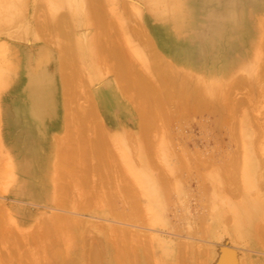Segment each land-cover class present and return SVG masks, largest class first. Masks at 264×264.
Returning a JSON list of instances; mask_svg holds the SVG:
<instances>
[{
    "label": "bare ground",
    "instance_id": "bare-ground-1",
    "mask_svg": "<svg viewBox=\"0 0 264 264\" xmlns=\"http://www.w3.org/2000/svg\"><path fill=\"white\" fill-rule=\"evenodd\" d=\"M26 1H28V0H0V28H1L0 31H2V32H0V98H1L0 103H1V110L3 111L4 114L6 113L8 115L7 118L5 119L6 121H4V122H6V124L8 126L10 125V127L12 129L11 133H13L12 137L6 143H4V150L9 155L11 154L10 159L12 160V162H11V165L9 166L10 167L9 172H8V170H5V169L0 170L1 171L0 172L1 178H2L3 173H4L3 175L5 176L4 171H7V174L9 177L13 176V173L15 171L14 170L12 171V168L16 169V167L18 166V170H22V173L25 176L20 181H18L17 178H14V180H16V182H18L19 184L22 183L21 186L19 185L18 187H22V188H25L26 190H28L30 192L29 193L30 196L32 198H35V199L37 198L39 200H42L44 197L46 199H48L50 197L47 194V190L49 187L44 182V180H45L44 176H46L48 171H50V169H52V168H50L51 166L53 167L54 165H60V164L54 163L53 151L51 152V147H50L47 139H48L49 129H51L52 126H54V124H55L53 121H51V118L53 116L59 114V113L63 116L62 122H64V123L62 124L63 125L62 128L68 134V136H66L67 139L65 137H63L64 139L61 138V140H63V142L65 141L64 145H66V142H67L68 146H66V149L68 147V149H67L68 151H70L69 149H71L72 146L74 145V149L72 148V151H74V152L72 153V151H70V154L67 155V153H66L67 150H65L66 152L64 155H60V153L59 154L55 153L54 156L59 155L60 157L62 156L64 159L68 158V160L72 163H75L76 166H77V164H80V165L84 164V163L86 164V162H85L87 160L86 157L88 158L89 156H91L90 151H92V150L84 148V145H83L84 139H82V138H75L74 139L73 138L74 139L73 140L72 137L69 138V136H70L69 133L71 132L70 125L73 127L74 125H72V124L76 123L73 121V119L71 120V122L69 120V115L71 114V111L76 113L77 118L79 120L81 119L80 122L83 123V125H85L84 122H87L88 119H91L90 116L100 115L103 119L102 121L106 122L107 127H109L110 129L113 127L119 128V129L114 128L116 130L112 129L113 131H115V133L122 132L120 130V127H122V125H130V126L138 125L139 129L141 130V131L140 130L139 131L143 133L142 134L143 136L140 139H143L145 141L144 143L148 142V144H150L149 146L148 145H145V146H146V149L148 147L147 150L150 149L151 151L155 150L152 147V145L154 146L153 142L156 141L155 144L157 146H158L157 141H158V143L160 142V140H159L160 138L158 137V135L155 132L161 130V127L165 128V131H166V128L168 127L167 124H169V121L171 120V118L173 120V123L175 122L176 119L178 120V122H180L181 119H184L185 114L187 112H189L190 109L195 110L197 112L205 111L207 113H215L216 117L213 118L215 120V122L212 119L214 124L216 126H218L219 128L220 127L227 128V130H228L227 133H229L228 134L229 139H232L233 140L232 142H237V145L240 143L244 150L242 148H237L238 151H240V150L243 151V157H241L240 161L239 160L234 161L235 159L238 158V157H235L234 160L230 159V161H229L230 166L227 165V164H229L228 162L226 163V165L224 164L225 162L223 163V166L225 165V168H222L221 171H225L224 178H221L223 175H221V177H219L220 174H223L222 172H220V174L218 176L220 178V180H218L219 178L217 176H215V178H213V180L214 179L215 180L212 181V185L215 184L213 182H216V180H218L216 182L217 186H214V188L212 185H209V186H212V188H213V190L211 188L212 192H210V193L212 195L214 194V196L210 195V193L207 194L208 196L206 195V192L210 191V188H209L208 191L204 190L205 195H204V191H202L203 197L205 198L203 200H207V198H212V200L217 201L218 199L216 197H218V195L220 194V196H222V197H219V198H221V200L223 198L224 201L222 200V202H221V200H219L221 202V204L218 203L219 201L217 202V204L214 201L216 204V207H218L217 205H221L220 206L221 209H223V208L229 209L230 212L232 213L231 214L229 212L231 217H234L235 218L234 220H236V222L239 221L236 224V226L238 227L237 230L240 233L252 230L254 232V236L256 238V243L264 246V192H263L264 189H261V185L264 182V178H263L264 172L260 173V171L264 169V168H262V169L260 168L261 165H264V153H263L264 148L261 149V150H263L261 153L262 155H259L260 149L258 150V148L260 146L258 147V145L256 143V142L259 143L261 141V139L263 141L264 117L262 119V116H264V115L260 116V115L256 114V116H255V115H253L254 112L251 114L249 113L250 111H253V109H254L253 107H255L256 109L258 108L255 106L256 104L254 105V103L258 100L260 101L261 99H263L262 97L264 96V92H263V90H264V58L262 56V54L264 52V0H224V2H221V4L218 3L219 9L217 11L215 9H213V6H212L215 3H217L215 0H145V5H144L145 9H143V11L145 10V12H143L144 16H145V21H148L150 23L151 22L156 23V25L160 27L159 30L152 32L151 35L144 37V35H145L144 32L147 30L145 27H143L144 25H142V22L140 21V19L136 20L138 22L139 21L141 22L140 24H141V27H143V28H142V30H138V34H136L137 31H136V33L134 32L133 34L134 35L136 34V36H135V38H136L139 36V33L141 32L140 36L143 35V38L146 39L144 42V45H146V46L144 48L143 43L141 45L140 42L135 43V44H140L141 46L140 45H138V46H140L141 49L143 48L145 50L143 52L148 53L146 48H149L151 53L150 54L148 53L146 57H144L145 53L143 55L142 51H140V49L137 47V45L133 44V42L129 39L128 35L124 34L125 28H123V27H126L127 26L126 24L129 23L128 19L131 18L130 16H132L130 13L133 12L132 14H134L135 13L134 11L137 9L138 5L135 6L136 9L134 7V11H132L133 10L132 7L136 4H133V3L128 4V2L126 0L127 4L131 6V7L129 6L131 10L128 9L130 11V13L127 16V18H126V16L124 18V15L127 14L128 10H127V12L125 11V14L123 15L122 18L127 20V23L124 24L125 21H123V23H122V20H124V19L121 18L120 21H118L119 18L121 17V15L119 14L120 10L117 7L118 5L116 7L119 11L116 10V11L112 12L113 8H114V10L116 8V7H112V6L116 2L118 4V1H116L114 3L115 0L114 1L108 0V1H110L111 4L113 3L110 10L108 7L109 5L107 6L106 4L105 5L107 6V9H105L106 6H104V4H102L104 1H101L102 2L101 5L104 6V8H103L102 6H99L100 2H98V0H53L54 2L51 0L49 2H53V4H52L53 9H54L53 11L56 10V12L58 11L57 8H59L60 6L67 5L66 9H65V13L63 11L62 17L58 16V14H57L58 18L61 17L60 18L61 20L65 16V14L67 13L68 9L69 10L72 9L71 11L73 13H75L74 14L75 16L78 15L77 18L75 16H74V18L71 17L73 20H75L74 22H77L76 19H78V17H80V19L83 20L84 22H85V20H88V19L92 20L91 18H94L95 15L92 16V15H90L89 12L94 11V13L97 15L96 16V19H97L96 25L98 24V22L100 23V27H101V30L103 31V35H105V39H108V38H106V34L107 35L112 34L110 36L111 39L109 38L110 39L109 41L108 40L104 41L102 39V37H100V40H102V42H100V43L103 47H105L104 51H105V49L108 48L107 49L108 55H104V56L101 55L100 56L99 54H101V53L98 51L96 52V50L94 49V47L96 48V45H97L96 42H97V39L99 38V35L96 33L97 31L94 32V30H93V33H96V34L91 33L92 35H85V34L82 36L70 35V32L72 31V29L75 28L73 25L74 23L71 22V24L68 23L70 25L71 30L65 29L66 27H64L63 28L64 32H61L62 33V35H61V33H59V31H58V30H61V28L59 26H57V24L59 25L61 23H58V21H55V20H57V18L54 20L53 19L54 14L51 13L49 17L51 19V15H52V19L50 21L49 20L48 21L57 23V24L55 23V26L53 24V26L55 27V28L53 27V29H55L57 31V33H55V30L52 33V30H50V28L48 27V26H50L51 23L48 24L47 20H43L41 22L42 18H44V17L41 18L38 15L39 12L44 13V10H45V7H42L43 5L40 3L42 6L41 7L38 6V7L40 9L42 8V11L40 9H39L40 11L36 10L34 8L36 5L33 8L36 11H38V14H35V15L36 16L38 15L41 18L40 22H41V25L42 24L43 25L41 26V28H39L40 23L39 24L37 23L39 26L35 23V25H36L35 30L41 29V31H42L44 24L46 23L47 26H46V24H45V26L49 30L47 29L45 31L46 27H44V29H43L44 31L41 33L43 36L46 35L47 38H51V40H53L52 37H55V36L48 37L47 33H48V31H50L51 32V33L49 32L50 35L51 34H55V35L57 34V36H58V34H59V36L61 35L65 38L68 35L67 37L71 38V41L75 40V42L73 41L74 43L72 44V42L67 38L66 40L69 41V43H68L69 45H68L67 44L68 41L66 42V40H63L62 37L59 38V36H58V39L61 40V41L58 40L60 42L59 46L57 44L58 41H57V43L55 42L54 44H56L57 47H61V48H57L59 50H57V52L55 51L56 52L55 53L51 50V48L49 46H47L48 43L50 44L51 40L49 41V39L47 40V38L45 37L44 40L49 41V42L45 41L46 43H44V44H46V45L40 46V48H36V49H40L38 52L36 51V49L26 51L25 53L27 54V56L24 58V53H22V51H20L18 49V47L9 44L7 42V40L6 41L4 40V38H6L5 33H7V35H10V37L13 36L14 38L15 37L21 38L23 36V38H24V35L21 32L22 30H20L18 28L19 26H15L13 19L15 20L16 17H19L21 15V11L24 12L23 11L24 9L22 10V7L25 8L24 7L25 4H27L29 2L28 1L26 3ZM42 2H44V1H42ZM49 2H48V4H49ZM124 2H125V0H123V4H124ZM129 2H130V0H129ZM33 4H34V2H33ZM35 4H37V3H35ZM131 4H133V5H131ZM49 5H51V4H49ZM139 6H141V5H139ZM33 8H31V9L33 10ZM47 8H48V6H47ZM98 8H103L102 11L104 10V12H102V11L100 12V10ZM119 8H121V7H119ZM122 8H123V6H122ZM124 8L122 9L123 13H124V10H126V8L125 9ZM14 10H16V13L14 12ZM105 10H109V12L111 11L112 13L111 12L110 13L112 15L114 14L113 15L114 18L112 17V15H111V17L113 19L117 20V25L119 24L121 26V30L123 29L124 33L119 32V31H118V33H116L117 29H116V31L114 30L113 32H112V30L106 31L107 29H105V27L107 28V26L105 25L104 22H106L107 20L105 21V19H102L104 17L103 14H105L108 17L107 13H105ZM71 11L70 12L68 11V14L70 13L73 15V13ZM138 11H141V10H139V8H138ZM13 12L15 15L17 14L16 17L14 16ZM29 12H30V10H29ZM29 12H27V13H29ZM109 12H108V14H109ZM27 13H25V14H27ZM32 13H33V11H32ZM139 13H141V12H139ZM47 14L49 15V12H47ZM32 15L30 17H32ZM61 15H62V13H61ZM23 16H24V14H23ZM38 16H37V18L35 17V19H38ZM67 16H69V15L66 14V19L68 20V18H70V16L69 17H67ZM81 16H83V18H85V20L83 18H81ZM115 16H117L118 18L117 17L115 18ZM49 17H47V18H49ZM86 17L87 18L89 17V18L87 19ZM111 17L109 16V19H108L109 22L107 21L108 23L114 22V20ZM134 17H135V14L133 15L132 18L134 19ZM136 17L138 18L137 15H136ZM104 18H106V17H104ZM110 18L112 19L111 21H110ZM132 18L129 20L131 21ZM35 19H33V20H35ZM60 19H58V20H60ZM30 20H31V18H30ZM52 20H54V21H52ZM73 20H69V22L73 21ZM81 20L78 22L79 24L81 23ZM90 20L87 21L88 24L91 23ZM19 21H20V19H19ZM64 21H63V23H65L64 26H66L68 21H66V20H64ZM136 21L134 20V23ZM87 22H85L86 24L84 23L83 25H85V26L88 25ZM138 22H136V23H138ZM11 23H13V24H11ZM18 23H21V21ZM108 23H107V25H108ZM120 23H122L124 26ZM28 24H29V22H28ZM102 24L105 26L102 27ZM8 25L10 26V28L17 27L20 30L19 33L22 34V36L17 31L12 32L13 29H11V31L8 30V28H7ZM18 25H20V24H18ZM71 25H73V27H71ZM76 25H77V23H76ZM80 25L78 27H80ZM91 25H92V23H91ZM115 25H116V23H115ZM131 25L133 26L132 23H131ZM137 25H139V23ZM22 26H23V24H22ZM60 26L62 27V24ZM98 26H96V27L98 28ZM132 26L129 28H132ZM206 26L208 27V29L210 31L209 39L207 41H199V40H201L202 29ZM58 27L60 29H57ZM86 27H89V25ZM86 27L82 26V28H86ZM141 27L139 29H141ZM24 28H25V26L23 27V29ZM103 28H104V30H103ZM126 29H125V31H126ZM4 30H5V32H3ZM33 30H34V28L31 31H33ZM66 30L67 31L70 30V32L69 31L67 32V35H66ZM7 31H9V32H7ZM25 31L23 33H25ZM87 31L88 30H86V31L84 30L83 33L87 32ZM44 32L46 34H44ZM74 32L75 31H73V33ZM63 33H65V34L63 35ZM73 33L71 32V34H73ZM128 34L130 35L131 33H128ZM133 34H132V37L134 38ZM164 34H170L173 37V39L177 38L179 48L175 52V54H177V55L175 56L176 59H174V60L183 62L184 65L186 66L187 72L184 70L182 72L180 71V73L178 71L172 72L173 68H174L173 67L174 64H172L173 66L171 67V62L168 63L169 60H167V59L165 60L164 57L157 52L156 47H160V49H163V50L166 49V47L167 48L170 47L167 45V41L165 42V40H164ZM16 38H15V40H16ZM14 41H12V42H14ZM94 41H95V43H94ZM153 41H154V43H153ZM23 42H25V40ZM53 42H54V40H53ZM106 42H108V45L104 44ZM135 42H136V40H135ZM52 43L50 45H54ZM61 43L62 44L64 43V44L61 45ZM16 44H17V42H16ZM70 44H72L75 47L72 46V48H70V46H71ZM154 44L156 47L154 46ZM123 47H127L129 52L124 50ZM170 49H173V48H170ZM168 51L166 54H168ZM219 52H222V55L218 58V61H216V60L211 61L210 55H213L214 53H219ZM237 52H242V53H241V55H237ZM187 55H190V57H191L190 60L186 59L185 56H187ZM237 56H238V59H237ZM147 57L150 58L149 61H148ZM26 58L29 59V65L27 67H25L27 64ZM145 58L147 60H145ZM39 59H40V61L38 63H36V61ZM134 59L139 61V66L142 69L141 72L138 71L137 65L134 64V63H136V62H134L135 61ZM234 60H236V61L234 62ZM195 62H197V63H195ZM136 64H138V63H136ZM200 64H201V66L197 67ZM187 66H188V68H187ZM257 67H259V68H257ZM85 68L88 71V73H86V75L83 74V71ZM105 69H110L112 71L109 73L114 74L113 79L109 80L105 83H102V84L100 83V85L97 88H95L92 92L87 91V93H86V100L87 101L84 100L83 101L84 103L82 102L81 104H78V105L75 103V106H74V101L76 102V100H78L77 97L78 98L79 97L84 98V93L82 94L81 91L79 90V87H81L80 86L81 82H83V81L86 82L88 80L92 81L93 77L100 78L99 75H102V71ZM175 69H176V67L174 68V71H176ZM97 70H100V71H97ZM180 70H182V68ZM237 71L245 72L248 75L243 76V77L241 75L236 76L235 73ZM97 72H99V73H97ZM149 72L153 73L155 75V78H151L150 75H148ZM109 73H107V75ZM197 73H200V76L202 79H204V77H208V81H210V84H208L205 87V90H204L205 93H203V91L201 89H197L196 86H194V83H193L192 79L190 78V77H193L192 75L187 76V74H197ZM81 74L83 76H86L85 79H88L87 77H90V76H88L90 74L93 77L91 76L92 79L89 78L88 80H84V77H83L81 80ZM102 77H104V76L102 75ZM97 78H96V80L98 81ZM99 80H101V78ZM242 87L243 88L246 87V88H244L245 89L244 91H246L243 94L244 96H241V98L239 96L238 97L232 96V93L234 92L235 89L242 88ZM262 93H263V95H262ZM257 96L259 97V99ZM260 96H262V97H260ZM215 97H218L220 99V101L218 100V102H216L214 100V99H216ZM255 98H256V100H255ZM254 100H255V102L252 103L253 107L249 106L251 104V103L249 104V101H254ZM80 101H82V100H80ZM262 102L263 101H260L259 103L256 102V103L260 104L262 106ZM77 103H79V101H77ZM244 104H246L245 107L247 108L248 112H245L243 114L242 117L244 120L243 119L238 120L237 119L238 117L236 118V116H237V114H239L241 112L239 109ZM247 104H249L248 105L249 110H250V107L252 108L250 111L248 110ZM170 105H173V109H171L169 107ZM218 106H220V109L218 111L214 110ZM261 114H262V112H261ZM72 116H73V114H72ZM72 116H70V117L72 118ZM76 116L74 114V120H75ZM117 116L118 117L121 116L123 118V124L122 125L121 124L119 125L115 121V117L117 119ZM87 117H88V119L85 120ZM157 119L161 121L160 122L161 126H160V129L153 132L154 127L159 128V125H157L158 123H156ZM72 121L74 123H72ZM102 121H101V123H102ZM78 123H79V121H78ZM81 123H79V126L82 125ZM93 123L98 124L100 122H98V121L97 122H91V124H93ZM199 123L200 122H198V124ZM250 123H252L253 128L250 126L251 125ZM87 124L89 125L88 122H87ZM95 124H93V125H95ZM176 124H178V123H176ZM59 125H60V123H59ZM76 125H78V124L76 123ZM93 125H91V126H93ZM204 125H205V123H204ZM85 126H83V127L85 128ZM96 126H98V125H96ZM103 126H104V124H103ZM102 127H101V129H102ZM142 128H144L143 131H142ZM177 128L179 129V127H177V125H176V129ZM180 128H182V126ZM156 129L157 128H155V130ZM176 129L174 132H176ZM253 129H254L255 133H254ZM98 130H100V129L98 128ZM103 130H101V131H103ZM172 130H173L172 128H171V130L169 129V131L167 130L169 137H170V140H171V136H173V134H174V132H173V134L170 132ZM123 131H126V129ZM157 133L160 134V132H157ZM150 134L153 135L152 136L153 140H154L155 134H156L155 136L157 137V139L155 138L154 141L152 140L153 141L152 143L149 139H147V138L152 139V137L149 136ZM168 134L166 133L165 135H168ZM225 134H226V132H225ZM252 135H255V136H252ZM159 136H161V134ZM144 138L147 139V141ZM71 139L73 141H75L76 139L77 140L75 142H73ZM78 139H80V142ZM172 139H173V142H171V141L170 142L175 143L174 138H172ZM181 139L182 138H180L179 140H181ZM164 141L166 144V141H168V139L167 140L165 139ZM72 142L74 144H72ZM170 142H167V144H169ZM58 143H60V142H58ZM69 144H72V145H69ZM193 144L197 145L198 143H193ZM204 144H207V143L205 142ZM204 144H202V145H204ZM240 144L238 145V147L240 146ZM61 145H63V144H61ZM96 145L98 148H101V147L104 149L107 148V145H106L104 140L99 139V141H96ZM255 145H257V149L254 148ZM157 146H154V147H157ZM12 147H17V148H14L15 150L17 149V153L13 152L14 149L12 150L11 149ZM204 147H205V145H204ZM207 147H209V146H207ZM236 147L234 146L233 148L236 149ZM197 148H198V145H197ZM210 148L212 149L213 146ZM205 149H207V148H205ZM211 149H209V152L213 151V149L212 150ZM235 149H232L233 151H231V152L234 153ZM150 150H149L150 153H153L154 155L156 154L155 153L156 151L151 152ZM237 150H235L236 155L232 153L233 156L234 155L237 156V152H236ZM207 151H208V149H207ZM110 152H111V149H110ZM187 152H188V150H187ZM150 153H149V155L153 156ZM211 153L212 152H210V154ZM207 154H209V153H207ZM3 155L4 154H2V156ZM95 155H97V154H95ZM194 155H195V153L191 154L190 156H194ZM199 155H200V153H199ZM2 156H0V160H2V158H1ZM230 156H231V154L229 155L228 158H234V157H230ZM60 157H58V158H60ZM195 157L196 158L198 157L197 160L198 159L200 160L202 158V157L199 158L198 155L197 156L195 155ZM78 159L80 160L81 163L80 162L78 163V161H76ZM238 159H240V158H238ZM93 160H96V162L95 161H93V162L97 163L96 165H97V168H99V170L103 166H104L103 167L104 169L107 168V170H110L108 173L105 174V176L109 175V173H112V171H114V168H112L111 166H113V167L117 166V165L114 166L115 163L113 161L111 162L110 160H106L105 154L103 157L98 156V158H94ZM102 160H104V161H102ZM82 161H84V162H82ZM151 161L153 162L154 159H152ZM60 162H62L61 163L62 164L61 170H62V169H64V167L66 165L65 166L63 165V163H64L63 160H60L59 163ZM110 162L114 163V164L112 165ZM152 162H151V164L154 165V162L153 163ZM1 163H2V161H1ZM72 163H71V166L74 168L75 165ZM185 163H187V162H185ZM185 163L181 161L180 167H182L184 165V168L187 170L188 165H186ZM85 164H84V166H85ZM200 164H201V162L198 163V166ZM215 164L220 166V164H218V163H215ZM12 165H13V167H12ZM80 165H78L79 169L81 167H84L83 165L82 166H80ZM96 165H95L94 169H96ZM140 165L139 166L142 167V170L139 171V173H140L139 175L141 176L140 181L131 180L132 184H139L140 189H136V187H137L136 185H134V188L132 187L133 185L131 186L132 188L129 187V182H128V185L126 184L128 180L125 182L126 185L124 183L122 185L127 186V188L129 187L131 190L136 189L140 192L142 190V192H144V195L145 194L147 195V193H148L149 194V195H147V197H148L147 202L148 203L146 202L144 207L142 206V204L140 203L139 200L138 201L136 200V198L138 197V196H136L138 193L137 191H136V193L134 192V194L136 196L135 197L134 194L132 196L130 189H128L130 191H128V192L126 191L127 188L125 186L123 188V186L121 185L124 190L121 188H120L121 190L119 189L120 184H121L120 181H122V180L118 181L119 183H117V181L114 179L115 176H113L114 178H112V179H113V181L114 180L116 181V182L114 181L115 183L113 182V184H117L116 187H117V189H119L117 191L118 192L120 191L116 197V198H118V200L116 199L117 202L120 201V204H118V203H117L118 205L115 204L116 201L114 200L115 198L113 196L112 197L114 199H112L113 200L112 202H114V201L115 202H114V204H111V202H110L111 198L110 199L108 198V197H111V195L106 196V197L103 196V198H102V196L99 195L101 198L100 200H99V198H97V197H99V196H97L98 194L97 195L94 194L97 192L96 187H100V185H103L102 182L105 181L106 179L107 180L111 179L109 176L112 177L113 173L111 175H109L107 178L102 174L105 179L102 178L103 181H102V179H99V181H101V184L100 185L98 184L99 186H94L96 189L92 186V184H91V186L86 185V183H88L89 179L82 186H81V183L83 181L81 180L82 182H80V184H79V182H78L79 179H76L77 185L79 184L81 186L80 190L82 189L81 190L82 195H83V193L86 194L87 190H88L87 194L90 193L92 195V196L88 195V196H90V199H87L85 201V203L90 205V204H92L91 201H93L96 204V208H97V204L100 201H102L104 199V197H105L104 202L105 201L108 202V204L105 202L106 205L105 204L104 205L106 207L109 206V207H107V209H109V210L105 209L106 210L105 211L103 209L104 212L103 211L97 212V214L100 213L102 215H109L110 217H112L111 218L112 220L109 223H106V220L103 221V219L101 218L104 216L98 215V216H96V218L99 217L98 219L101 218V220L95 219V221H94V220H91L92 218L89 219L90 220L89 223L92 224V222H93L92 227L90 226L91 228L88 226V225H90L88 223V218H86L87 219V223H86V219L84 221V218L82 217V215L79 212L83 208L82 207L80 209V206H79V205H82V201H80V198H77V200L75 199L76 201H79L78 202L79 205L75 201V203L78 206H75L76 204L73 203L75 205L72 206L73 209H71V210H74V207H76L75 209L79 213H77V212H75V213L71 212V213L77 214V216L75 217L73 215V217L71 216L72 217L71 218L68 215V213H67V215L65 214L66 213V206L69 205V203H68L66 206H64L66 203L65 201H67V202L71 201L72 202V200H74V197H72L73 199L72 198L67 199L66 198L67 196L65 194V199H67V200H65L64 197L63 198L61 197L62 199H59L60 198L59 196H61V195L58 192L63 188L65 189V190L64 189L63 190L66 191V188H68L66 193L69 194L70 187L69 186L67 187V184L65 183L66 187H63L64 186L63 184L62 185L59 184V185H61L60 188L61 187H63V188L57 189V190H55V188H54V193L56 191H58L55 193V195L57 193L58 194H57V197L55 196V198H54L55 200H53V201L56 202L57 199H59L58 200L59 203L57 202V204L61 205V202H63L65 200L64 205L61 206V208L65 207L62 211L63 215L61 212L56 210V212H58L57 215L59 216L60 215L59 213H61L60 216L61 217L63 216V217H62V219H60V217H58L56 219L57 220L59 219L61 221L64 219V221H62V223L60 221V224H68L70 226L69 227L67 225L68 227H66V225H63V226L61 225L62 230H66L65 232H67L68 229H66V228H69V230H71L73 228L78 227L77 225L73 224L75 222L74 217L76 218V220H78V218H79V222L83 218V221H81L80 223L78 222L79 223L78 225L81 224L80 226L83 229L87 228L88 230H91L92 228L97 227L96 229H93L95 231L94 233L92 230V232H91L92 235L90 232H89L90 235H87V238H86L87 247L86 248L84 246H81V244H80V243H82V241L84 239V233H85V232L83 233L82 230H78L80 228V226H79V228L73 229L74 232L77 234H79V231L82 232L81 234L83 235V238L81 235L82 239H79V241H81L80 243L78 240L76 241V239L78 237L80 238V236H79L80 234L77 236V238H75L72 236V235H74V234H72L73 231H71V232L69 231L71 233V237H73L71 242H73V243L78 242L80 244V245L77 244L78 246L76 244H75V246L71 245L72 244L71 242H70L71 244L70 243L68 244V245H71L70 248L66 245L67 241L65 239L67 238V240L68 239L71 240V237L69 236L70 235L69 232L67 235L70 238H68V236H66V234H65V237H66L65 238L64 235H62L63 237H61V235L57 236L54 233V232H56L55 231L56 229H55V226L53 225V223L51 224L53 217L55 218V215L53 213H51L52 215H54L53 217L51 216L52 219H51V217L49 218V216H50L49 213L48 214L45 213L46 215H44V214L43 215L45 217V220L49 221L51 219V221H49L50 226H48V227L51 228V225H53V227H52V229L54 230L53 236L55 235L54 238L56 237L57 240L54 238L53 239L56 242L53 239H52L53 241L51 240L52 236L50 237V234L52 233L53 230H50V231H48V229L43 230V228H41V225H40V228L43 230V231L42 230L41 231L46 232V236L48 235L50 237V238L49 237L48 238L51 240L52 244L50 243V240H48L47 238L42 239V238H44L45 235L42 236L41 235L42 233L40 234V232H41V231L39 232L40 228H38V230H34V229H37V226L40 224V222H39V224H37L38 221L40 220V218H41L40 221H42V223H44L45 220H43V218H44L43 215H41V217H39V220L36 221L37 223L35 222L34 226H36V227H32L33 229L30 228V231L29 230H27V231L28 232L33 231V235H34V237H36V241H37L38 237L41 235L39 237V241L41 239H42L41 241L45 240L44 242L49 241L48 244L42 242V245L41 244L39 245V243L37 244L36 241L34 240V242L38 246L32 245L35 243L34 242L32 243L28 239L29 236L32 235L31 233H29L27 240H24V239H26V237L28 235V233L26 231H25V233L21 232L22 241H24L25 243L27 241L28 243H26V244H28V247L32 245L33 248H31V250L32 249L37 250V249H35L36 246H37L38 250H40V249L44 250V249H42V246H45V245H43V243L46 244L45 251L47 249L48 252L49 251L52 252L51 251L52 248H55L54 254H51L52 257L54 256L55 258L53 257V259H51V260L46 259L48 257L45 258L44 253H41L44 255L43 258H45V260H47V262L44 259H43L44 262H43V260H41L43 262V263L41 262L42 264H143V258L142 257L145 255L143 251L146 248H150L149 246H150L151 242L153 241V239L156 241V239H155L156 237L153 238L151 236V235H154L155 232H154V234L152 233L150 235V233H149L150 231H148V229L150 228L149 224L151 223V225H152L151 227L155 226L156 224L157 225L162 224V227H168V229H170V228L171 229H178L179 223H178V221L176 223H171L169 220H166V217L168 215L165 214L166 217L163 215V213L166 209L165 206L168 203H170L169 198H167L168 197L167 192H169V189L175 185L174 184L175 182L172 183L171 182L172 178L170 181V177L168 178L167 174H166V176H163L164 172L159 170L161 168L158 167L159 168L158 169L155 165L154 166L156 169H155V171H153V173L154 172L157 173L159 170L158 173H161V175L160 174L154 175V174H151V172L148 173L147 172L148 170L146 171L145 166L143 169L142 165H144V164H140ZM3 166H5V165H2V167ZM89 166L88 167H87V165L85 166L87 169L84 167L86 174H87V170L90 171V169H91V167H89ZM106 166H110L112 169L110 167H106ZM227 166H229V167H227ZM68 167H66L67 169L65 168L66 170L64 169L65 170L64 173H66V172H68V174L70 173L69 171H67ZM132 167H131V169L135 170V168L133 169ZM180 167L178 169H181ZM76 168L78 169V167H76ZM88 168H90V169H88ZM108 168H110V169H108ZM116 169L118 171V168H116ZM119 169H121V168L119 167ZM78 170L75 169V171H78ZM162 170H163V168H162ZM167 170L168 169L164 168V171H167ZM2 171H3V173H2ZM71 171H72L71 172L72 174L75 172V171L73 172V170H71ZM79 171H80V173L82 172L81 170H79ZM85 171L83 170V172H85ZM96 171H97V169H96ZM10 172H11V174H9ZM97 172L101 173V171H97ZM175 172H177V169ZM59 173H62V171ZM59 173L57 172L58 175H59ZM64 173H62V174H64ZM71 173H70V175H71ZM120 173H121V171H119L118 175H120ZM165 173H167V172H165ZM62 174L60 176L62 178L61 180L63 181L64 175H62ZM122 174L126 178L127 175H125L124 172ZM122 174L120 175V177L121 176L123 177ZM73 175H75V174H73ZM102 175H101V177H102ZM168 175H169V172H168ZM176 175H177V177H178V175H180V170H179V173L177 172ZM97 176H98V174H97ZM57 177H59V176H57ZM173 177H174V175H173ZM254 177H257L256 182L254 180ZM65 178L66 177H64V181H65ZM83 179H86V178H83ZM112 179H111V182H112ZM174 179L176 180L175 177H174ZM1 180L3 182L4 179H1ZM107 180L105 182H107ZM221 180L224 183V184L222 183V185L220 182ZM261 180H263V182ZM122 182H124V180ZM258 182L261 184H259ZM107 183H109V181ZM177 183L178 182L176 181V184ZM171 184H172V186H171ZM178 185H177V188L181 189L180 186H178ZM259 185H260V187H259ZM88 186H90L89 187L90 190L88 189ZM105 186H107V187L102 186V188H106L109 190L110 185L106 184ZM116 187L115 188L110 187V188L116 190ZM197 187H200V185H198ZM1 188H2V186L0 187V189ZM58 188H59V186H58ZM93 188H94V190H93ZM174 188H176V187H174ZM2 189H1V192H2ZM9 189L11 191H14V192L18 191L17 184L10 186ZM91 189L93 191H96V192L92 193L93 191ZM197 189H200V188H197ZM259 189L263 193L262 192L260 193ZM97 190H99V189H97ZM252 190H254V192L251 193ZM64 191H62V192H64ZM72 191L73 192H71L70 194L74 193V190H72ZM124 191H126L127 193ZM158 191H159V195H157ZM1 192H0V194H1ZM37 192L40 195H42L40 198L36 195ZM62 192H61V194H63V196H64L65 192L64 193H62ZM121 192H123V194L125 193V195L129 198L131 197L130 200H129V198H126L125 195H123ZM226 192L229 193V195H231L232 197L236 198V200L239 198L238 201L236 202V200H226L225 196L223 197V194ZM120 193H121V195H120ZM93 195L96 198H94ZM209 195L212 197H209ZM198 196H200V195H198ZM69 197H71V196H69ZM201 197H202V195L199 198L200 201H201ZM213 197L215 199H213ZM50 198H52V197H50ZM91 198L95 199V201L91 200ZM97 199L99 200V202L96 201ZM68 200H70V201H68ZM83 200H85V198ZM203 200H202V202H203ZM50 202H51V199H50ZM54 202H53V204H54ZM96 202H98V203H96ZM109 202H110V204H109ZM57 204H56V208H57V206H59ZM93 204L90 205V207H89L90 209L93 206ZM101 205L99 204V206H101ZM104 205H102L101 208H104L105 207ZM70 206H71V204H70ZM82 206H84V204ZM99 206H98V208H100ZM147 206H150V207H147ZM72 207H70V208H72ZM220 207H218V208H220ZM2 208L0 207V264H4V263L8 264V262H10V261L12 263V260L14 259L13 257H15V256H13V254L16 255L18 253V251H20L21 249L23 251V246L20 249L19 245H17V244H19V241L17 242L18 237H14V238H17L16 241H15V239L10 238V239L14 240L12 245H11L13 247L9 246V244L11 242H8L9 244L7 243V239H8L7 237H9V235H10V237L13 236L15 234V232L14 231L13 232L7 231L9 233V235H8V233L4 230V228H10V227L9 226L3 227V224H6L7 221H6V218H4V216H3V222L4 221L5 222L2 224V218L1 217H2V213L4 212V211L2 212V210H1ZM58 208H60V207H58ZM61 208H60V210H61ZM70 208L67 207V212H68V209L70 210ZM77 208H79V210ZM86 208H88V207H85L83 209L85 210ZM144 208H145V210H144ZM76 210H74V211H76ZM93 210H95V213H96L97 210L96 209H93ZM155 210H161V211H155ZM154 211L157 212V214L154 215L153 214V213H155ZM219 211L221 212L220 209H219ZM144 213H148V214L151 213L153 215V218H151V219L148 218L150 221L148 219L145 220L143 218ZM79 214H80V216H78ZM141 214H142V216H141ZM64 215H66V216H64ZM183 215H185V213ZM47 216H48V218H46ZM69 218L73 219L72 221H74V222H72L73 227H71L72 226L71 223L70 224L68 223V222H70ZM224 218H226V217H222L219 213H218V216L215 217L216 221H218V222L221 220H222V222L225 221ZM170 219H174V217L170 218ZM147 220L149 221V223L147 224L148 226L147 225L145 226L143 223ZM47 221H45V222H47ZM82 222H84L83 226H82ZM136 222H138L137 225H136ZM60 224H59V227H60ZM127 224L133 225L136 227L134 229H132ZM153 224H155V225H153ZM95 225H97V226H95ZM64 226L66 228H64ZM98 229H101V230H98ZM156 229H159V228L157 227ZM8 230H10V229H8ZM60 230H58V231L61 233L62 231H60ZM96 230H98V231H96ZM10 231H12V230H10ZM36 231H38L39 233H37ZM47 231L51 232V233L48 234ZM34 232H35V234H34ZM87 232L85 234H88ZM10 233L11 234L14 233V234L11 235ZM171 233L174 234L176 237V241H174L171 244H172V246L176 247L180 253L179 259L177 260V262L175 264H210V263L211 264H232L233 263L230 260L227 261L225 255L223 257H220L218 260L215 259V261L211 260V261L207 262L205 260L206 257L204 255V252L206 250V248H205L206 246L202 245L203 243L197 244L196 243L197 239H195L194 237H191V238L195 239V241L190 242V243H186L180 234L173 232V231H171ZM22 234H24V236H22ZM25 234H26V236H25ZM36 234H38V235H36ZM6 235H8V236H6ZM203 235L204 234L202 233V235L200 236L199 239L204 240L205 237ZM23 237H25V238H23ZM157 237H159V235ZM58 238H59V241L62 243L65 241L66 244H65V242H64V244L67 247L66 246L64 247L63 246L64 244L61 245L62 243L58 242ZM61 238H62V240H60ZM73 239H75V240H73ZM46 240H48V241H46ZM69 240H68V242H69ZM143 241H146L147 243L142 244L141 242H143ZM15 242H17V243H15ZM29 242L31 243V245H29L30 244ZM156 242H157L158 246L160 245L166 251L169 250L170 247H169L168 243H164V242H160V241L159 242L156 241ZM14 244H16L17 246L15 245V247H18V249H20V250H17L14 247ZM8 248H9V250H8ZM27 248H26V250H30ZM26 250H24L25 254L31 252V251L26 252ZM141 253H143V254H141ZM18 254H19V256H22V255H20V252ZM35 254H38V253H35ZM31 255H33V253ZM19 256H17V258ZM28 257H30V254L28 256H25L24 259L20 257V259H23V262L21 261L22 263L20 261H18L20 259L16 260V262L18 261L21 264H24V262L27 260L26 258H28ZM4 260H6V261L4 262ZM16 262H13V263L16 264ZM146 262H147V260H145L144 263L146 264ZM29 263L30 262H27V264H29ZM150 263H151V259L148 260L147 264H150Z\"/></svg>",
    "mask_w": 264,
    "mask_h": 264
},
{
    "label": "rangeland",
    "instance_id": "rangeland-1",
    "mask_svg": "<svg viewBox=\"0 0 264 264\" xmlns=\"http://www.w3.org/2000/svg\"><path fill=\"white\" fill-rule=\"evenodd\" d=\"M29 1V2H28ZM28 1H26V3L27 4H25V8H23L22 7V10L24 11V12H22L21 11V15L19 16V17H16V15L14 14V12L16 13V10H14V12H13V14H14V16L16 17V19L14 20L13 19V22H14V24H15V26H19L18 28L20 29V30H22L21 32H22V34L24 35V38H23V36H22V34H20L19 33V29L17 28V27H12V28H10V26L8 27L7 26V28H8V30H10L11 31V29H13L12 30V32H14V31H17L22 37L21 38H16V40H15V38L12 36V37H10V35H7V33H5L6 34V38H4V40L6 41L7 40V42L9 43V44H11V45H14V46H16V47H18V49L20 50V51H22V53H24V58L27 56V54L25 53L26 51H29V50H34V49H36V48H40V46H44V45H46V44H44V43H46V42H49L50 40H51V38H47L46 37V35H42L41 33L44 31L43 29H44V27H46L47 26V24H46V26H45V24H44V27H43V29H42V31H41V29L39 30V29H37V30H35V27H36V25H35V23L39 26V28H41V26L43 25H41V22L43 21V20H51L52 19V15H51V19H50V14L52 13V14H54L53 15V19L55 20L56 18H57V20H55V21H58V23H61L62 24V27L60 26L61 24H57L56 22V24H57V26H59L60 28H61V30H58L59 31V33H61V32H64V27H66L65 29H70L71 30V28H70V25L68 24V23H70L71 24V22L72 23H74L73 25H74V27L75 28H73L72 29V33H73V31H75L73 34H71V32H70V30H68L69 32H70V35H77V36H82V35H92L91 33H93V30H94V32L95 31H97L96 33L99 35V38L97 39V45H96V48L94 47V49L96 50V52L98 51V52H100L101 54H99L100 56L101 55H108V51H107V49H105V51H104V48L105 47H103L102 45H101V43L100 42H102V40H100V37H102V39L104 40V41H109L111 38H110V36L112 35V34H106V38H108V39H105V35H103V31L101 30V27H100V23L98 22V24L96 25V21H97V19H96V14L94 13V11H92V12H89L90 13V15H92V16H94V18H91L92 20H90V19H88L87 17V19L88 20H85V18H83V16H81V18H83L84 20H85V22H87V21H89L90 20V22L92 23V25H91V23L90 24H88V22H87V24L89 25V27H86V26H88V25H83L85 22L83 21V20H81L80 19V17H78V19H76V21L77 22H74L75 20H73L71 17H73L74 18V14L75 13H73L71 10L72 9H68L67 10V15H69L70 16V18H68V20L66 19V14H65V16L62 18V20L60 19L62 16H63V11H64V13H65V9H66V6L67 5H62V6H60L59 8H57L58 9V11L56 12V10L55 11H53L54 9H53V6H52V4H53V2H49V1H51V0H28ZM42 1H44V2H42ZM101 1H104L103 3L101 2ZM106 0H98V2H100L99 4V6H102L103 8H104V6H108L109 7V10L111 9V6H112V4L110 3V1H106ZM112 1H114V0H112ZM116 1H118V4H117V2ZM132 0H130V2H129V0H127V2H128V4L129 3H133V4H136V5H134L132 8H133V10L132 11H134V7L135 6H137V9H136V7H135V17H136V15L138 16V18L136 17H134V19L132 18L133 17V15L134 14H132V13H130V11L128 10V9H130V5H128L127 4V2H126V0H125V2H124V4H123V0H115L114 1V3L116 4H114L112 7H116L117 5V7H118V9L120 10V15H121V17L119 18V20L118 21H120V19L123 17V15L125 14V11L127 12V10H128V12H127V14L126 15H124V18H125V16H126V18H127V16L129 15V13L132 15V16H130L131 18H132V20L130 21L129 19H131V18H129L128 19V22L130 23H128V24H126L127 23V20H125L124 18H122V19H124V20H122V23H123V21H125V23L124 24H126L127 26L126 27H123V28H127L126 29V31H125V29H124V32H123V29L121 30V26L118 24L117 25V20L116 19H113L114 18V14L112 15L111 13L113 12V11H116V10H118L117 9V7L115 8V10H114V8H113V10H112V12L110 13L109 12V10H105V13H107V15H108V17L105 15V14H103V16L104 17H106V18H102V19H105V21L107 20L108 22H109V16L111 17V15H112V19L114 20V22L112 23V22H110V23H108L107 21V23H108V25H107V23L106 22H104L103 20V22L105 23V25L107 26V28L105 27V29H107L106 31H111L112 30V32L115 30L116 31V29H117V31H116V33H118V31L119 32H123L125 35H128V37H129V39L133 42V44L134 45H137V47L140 49V51H142V54L144 55V53H145V56L144 57H146L147 56V54L149 53H151V51L149 50V48H146V50L148 51V53L147 52H143V51H145L143 48V50L141 49V45H142V43H143V46H144V48H145V46L146 45H144V42H145V38H143V35L142 36H140L141 35V32L139 33V36L138 37H136L135 38V36H136V34H138V30H142V28L143 27H145L146 28V30L147 31H145L144 33H145V35H144V37H146V36H148V35H151L152 34V32H154V31H157V30H159L160 29V27L159 26H157L156 25V23H153V22H148V21H145V16H144V13L143 12H145V10L143 11V9H145V0H133L132 2H131ZM217 3H215L214 5H212L213 6V9H215L216 11L219 9V4L218 3H220L221 4V2H224V0H215ZM33 2H34V4H33ZM48 2H49V4H51V5H49L48 4ZM97 2V3H98ZM109 2V3H108ZM35 3H37V4H35ZM43 5H41V4ZM44 3V4H43ZM101 3L102 4H104V6L103 5H101ZM122 3V4H121ZM139 3V4H138ZM144 3V4H143ZM106 4V5H105ZM121 4V5H120ZM133 4H131V5H133ZM143 4V5H142ZM36 5V6H35ZM46 5V6H45ZM98 5V4H97ZM120 5V6H119ZM126 5V6H125ZM128 5V6H127ZM139 5H141V6H139ZM28 6V7H27ZM35 6V7H34ZM38 6H42V7H45V10H44V13L42 12H39V14H38V11H42V8L40 9ZM47 6H48V8H47ZM98 6V7H99ZM107 6L105 7V9H107ZM122 6H123V8L125 7L126 8V10H124V13L122 12L123 10V8H122ZM130 6V7H129ZM36 9V10H38V11H36L34 8ZM52 7V8H51ZM70 7V6H69ZM119 7H121V8H119ZM31 8H33V10L31 9ZM103 8H98L99 10H100V12L102 11V9ZM124 8V9H125ZM138 8H139V10H141V11H138ZM142 8V9H141ZM21 9V8H20ZM40 9V10H39ZM47 9V10H46ZM51 9V10H50ZM29 10H30V12H29ZM118 10V11H119ZM131 10V9H130ZM18 11V10H17ZM32 11H33V13H32ZM35 11V12H34ZM68 11L70 12H72L73 13V15L72 14H68ZM117 11V12H118ZM27 12H29V13H27ZM37 12V13H36ZM47 12H49V15L47 14ZM102 12H104V10L102 11ZM108 12H109V14H108ZM139 12H141V13H139ZM24 14V16H23V14ZM25 13H27V14H25ZM61 13H62V15H61ZM137 13V14H136ZM20 14V13H19ZM32 15V17H30L31 15ZM35 14H38L41 18L42 17H44V18H42V20H41V18L38 16V19H35V17L37 18V16L35 15ZM57 14H58V16H61V17H59L58 18V16H57ZM60 14V15H59ZM88 14V13H87ZM26 15V16H25ZM30 15V16H29ZM43 15V16H42ZM46 15V16H45ZM77 15V14H76ZM89 15V16H90ZM143 15V16H142ZM69 16H67V17H69ZM78 16V15H77ZM77 16H75L76 18H77ZM88 16V15H87ZM34 17V18H33ZM47 17H49V18H47ZM117 16H115V18H116ZM23 18V19H22ZM28 20H26V19ZM30 18H31V20H30ZM47 18V19H46ZM98 18V17H97ZM101 18V17H100ZM110 18V21L112 20ZM118 18V17H117ZM19 19H20V21H21V23L23 24V26H22V24L21 23H18V22H20L19 21ZM33 19H35V20H33ZM58 19H60V20H58ZM140 19V21L142 22V25H144L143 27H141V22L139 21H136V20H139ZM40 20H41V22H40ZM54 20H52V21H54ZM64 20H66V21H68L67 22V24H66V26H64V24L65 23H63V21ZM69 20H73V21H70L69 22ZM81 20V25L78 23L79 21ZM134 20L136 21V22H138L139 23V25H137L138 23H134ZM18 21V22H17ZM27 21V22H26ZM46 21V22H47ZM48 21V24H50V26H48L49 28H50V30H52V33H53V31L55 30V29H53V27L55 26V23L54 22H49ZM62 21V22H61ZM100 21V20H99ZM101 21V22H102ZM144 21V22H143ZM17 24H16V23ZM28 22H29V24H28ZM45 22V21H44ZM43 22V23H44ZM65 22V21H64ZM25 23V24H24ZM34 23V24H33ZM76 23H77V25H76ZM115 23H116V25H115ZM119 23V22H118ZM122 23H120V24H122ZM131 23L133 24V26L131 25ZM11 24H13V23H11ZM18 24H20V25H18ZM33 24V25H32ZM53 24H54V26H53ZM86 24V23H85ZM30 25V26H29ZM69 25V26H68ZM73 25H71V27H73ZM76 25V26H75ZM80 25V27H78ZM99 25V26H98ZM105 25H103L102 24V27L103 26H105ZM123 25V24H122ZM132 26V28H129V27H131ZM14 26V25H13ZM25 26V28L23 29V27ZM37 26V27H38ZM68 26V27H67ZM82 26H84V27H86V28H82ZM96 26H98V28L96 27ZM124 26V25H123ZM139 26V27H138ZM155 26V27H154ZM57 28V29H60V28ZM136 27V28H135ZM141 27V29H139ZM34 28V30L33 31H31L32 29ZM55 28V27H54ZM1 29V28H0ZM28 29V30H27ZM48 28L46 27V29H45V31L47 30ZM76 29V30H75ZM83 29V30H82ZM26 30V31H25ZM49 30V29H48ZM63 30V31H62ZM82 32H81V31ZM86 31V30H88L87 32H84L83 33V31ZM103 30H104V28H103ZM25 31V33H23ZM67 30H66V35H67V32H68ZM80 31V32H79ZM136 31H137V33H136ZM0 32H2V31H0ZM3 32H5V30L3 31ZM7 32H9V31H7ZM28 32V33H27ZM50 31H48V37H50V36H55V37H52L53 38V40H54V42H53V40H51L50 41V44L52 43V44H54L55 42L57 43V41L58 40H60V39H58V36H59V34H58V36H57V34L55 35V34H51L50 35V33H49ZM136 33L135 35L133 34V33ZM147 32V33H146ZM55 33H57V31L55 30ZM96 33H93V34H96ZM109 33V32H108ZM128 33H131L130 35L128 34ZM149 33V34H148ZM44 34H46L45 32H44ZM65 33H63V35H64ZM132 34L134 35V38L132 37ZM61 35H62V33H61ZM59 36V38H63V40H66L68 37V35L66 36V38L65 37H63V36ZM209 35H210V31H209V29H208V27L206 26V27H204L203 29H202V33H201V40H199V41H207L208 39H209ZM9 37V38H8ZM45 37L47 38V40L49 39V41H46V40H44L45 39ZM14 38V39H13ZM27 38V39H26ZM110 38V39H109ZM171 38V39H170ZM18 39V40H17ZM22 41H21V40ZM57 39V40H56ZM70 41H71V38H68ZM9 40V41H8ZM11 40V41H10ZM15 40V41H14ZM25 40V42H23ZM56 40V41H55ZM62 40V41H63ZM135 40H136V42H135ZM164 40H165V42L167 41V45L168 46H170V47H166V49H160V47H156L155 46V44H154V46L156 47V50H157V52L159 53V54H161L163 57H164V59L166 60H169V62L168 63H170L171 62V67L173 66L172 64H174V68L176 67V71H174V68H173V71L172 72H179L180 73V71L182 72L183 70L184 71H186L187 72V70H186V66L184 65V63L183 62H181V61H177V60H174V59H176L175 58V56L177 55V54H175V52L178 50V48H179V44H178V42H177V38H174L173 39V37L170 35V34H164ZM172 40V41H171ZM12 41H14V42H12ZM21 41V42H20ZM46 41V42H45ZM61 41V40H60ZM68 40H66V42H67ZM74 42H75V40H73ZM73 41H71L72 42V44L74 43ZM138 41V42H137ZM11 42V43H10ZM16 42H17V44H16ZM141 43V45L140 44H135V43ZM59 41H58V46H59ZM69 43V41L67 42V44ZM94 43H95V41H94ZM153 43H154V41H153ZM49 44V43H48ZM47 44V46H49L50 48H51V50L53 51V52H57V50H59V49H57V48H61V47H57V45L56 44H54V45H48ZM64 44V43H63ZM62 43H61V45H63ZM66 44V43H65ZM72 44H70L71 46H70V48H72ZM104 44H106V45H108V42H106V43H104ZM103 44V45H104ZM24 45V46H23ZM60 45V46H61ZM69 45V44H68ZM67 45V46H68ZM75 45V44H74ZM138 45H140V46H138ZM105 46V45H104ZM142 46V47H143ZM28 49H27V48ZM53 47V48H52ZM56 47V48H55ZM73 47H75V46H73ZM108 47V46H107ZM170 48H173V49H170ZM123 49L124 50H126L127 52H129L128 51V49H127V47H123ZM40 49H36V51L38 52ZM170 52H169V51ZM167 51H168V54H166L167 53ZM55 52V53H56ZM241 53L242 52H237V55H241ZM222 55V52H219V53H214L213 55H210V60L211 61H214V60H216V61H218V58L220 57ZM262 56H263V58H264V52H263V54H262ZM186 57V59L187 60H190L191 59V57H190V55H187V56H185ZM148 58V61L150 60V58L149 57H147ZM27 59V58H26ZM237 59H238V56H237ZM135 61L134 62H136V63H138V64H136V63H134L135 65H137V69H138V71H142V69H141V67L139 66V61H137L136 59H134ZM145 60H147L146 58H145ZM40 61V59L39 60H37L36 61V63H38ZM236 60H234V62H235ZM195 63H197V62H195ZM29 65V59H27V64H26V66L25 67H27ZM170 65V64H169ZM197 65V64H196ZM189 66V65H188ZM188 66H187V68H188ZM199 66H201V64L200 65H198L197 67H199ZM182 68V70H180ZM257 68H259V67H257ZM172 69V68H171ZM189 70V69H188ZM97 71H100V70H97ZM109 72H112L110 69H105V70H103L102 71V75L105 77H102V75H99L100 76V78H101V80H99L100 78H97V77H93L91 74L90 75H88V76H90V77H87L88 79L90 78V79H92V77H93V80L90 82L88 79H85V77L86 76H83L82 74H81V80H82V78L84 77V80H88V81H83V82H81V84H80V86L81 87H79V90L81 91V93L83 94L84 93V98H82V97H77V99L78 100H76V102L74 101V106H75V103L78 105V104H81L84 100H86V93H87V91L89 92H92L95 88H97L99 85H100V83L102 84V83H105V82H107V81H109V80H112L113 79V77H114V74L113 73H109ZM189 72V71H188ZM86 73H88V71L86 70V68L84 69V71H83V74L84 75H86ZM97 73H99V72H97ZM106 73V74H105ZM107 73H109L108 75H107ZM201 73V72H200ZM200 73H197V74H187V76H190V75H192L193 77H190L191 79H192V81H193V83H194V86H196V88L197 89H201L202 91H203V93H205V87L208 85V84H210V81H208V77H204V79H202L201 78V76H200ZM106 76H105V75ZM153 73H148V75H150V77L151 78H155V75L153 74ZM113 75V76H112ZM235 75L237 76V75H241L242 77L243 76H247L248 74H246L245 72H241V71H237L236 73H235ZM92 76V77H91ZM96 78L98 79V81L96 80ZM109 78V79H108ZM106 79V80H105ZM243 88V87H242ZM242 88H238V89H235L234 90V92L232 93V96H234V97H240L241 98V96H244L243 94L246 92V91H244L245 89L244 88H246V87H244L243 89ZM247 90V89H246ZM263 92H264V90H263ZM120 93V92H119ZM262 95H263V93H262ZM258 97V96H257ZM256 97V98H257ZM260 97H262V96H260ZM216 99H214L216 102H218V100L220 101V99L218 98V97H215ZM256 98H255V100H256ZM263 99H261L260 101H263L262 102V106L260 105V104H257V103H259L260 101L258 100L259 99V97H258V101H256L255 102V100L254 101H249V104H247V107H248V110H249V106H251V107H253V105H252V103H254V105L256 106V107H258L257 109L255 108V107H253L254 109H253V111H250L252 108L250 107V114L251 113H253V115H255L256 116V114H258V115H264V96L262 97ZM80 100H82V101H80ZM77 101H79V103H77ZM87 101V100H86ZM85 101V102H86ZM0 102H1V98H0ZM84 103V102H83ZM221 105V104H220ZM245 105L246 104H244V105H242V107H240V113L239 114H237V116H236V118L238 119V120H242L243 119V114L245 113V112H248L247 111V108L245 107ZM249 105V106H248ZM259 105V106H258ZM171 109H173V105H170L169 106ZM220 109V106H218V107H216L214 110H216V111H218ZM261 110V111H260ZM213 112V111H212ZM243 112V113H242ZM261 112H262V114H261ZM72 114H73V116H72ZM74 114H75V116H76V113L75 112H72L71 111V114L69 115V120H70V122H71V120L73 119V121L74 122H76L78 125H76V123L75 124H72V123H74L73 121H72V125H74L73 127L70 125V129H71V132L69 133L70 134V136H69V138H71L72 137V139L74 138H82V139H84V143H83V145H84V148L85 149H91L92 151H90V154H91V156H89L88 158L86 157V164H85V166L87 165V167L89 166V167H91V169L90 168H88V169H90V171L89 170H87V174H86V171H85V166H84V164H77V166L75 165V163H72V162H70L69 160H68V158L67 159H64L62 156L60 157L59 155L58 156H54L55 155V153H60V155H64L65 154V150H67L68 149V147H67V149H66V146H68V144H67V142H66V145H64V143H65V141L63 142V140H61V138L62 139H64L63 137H65L66 138V136H68V134L65 132V130L62 128V124L64 123V122H62V118H63V116L59 113V114H57V115H55V116H53L52 118H51V121H53L55 124H54V126H52V128L51 129H49V134H48V139H47V141H48V143H49V145H50V147H51V152L53 151V161H54V163L55 164H60V165H54L53 167L51 166L50 168H52V169H50V171H48V173L46 174V176H44L45 177V180H44V182H45V184L46 185H48V190H47V194L50 196V197H52V198H48V199H46L45 197L42 199V200H39V199H35V198H32L31 196H30V192L28 191V190H26L25 188H22V187H18L19 185L21 186V184H19L18 182H16V180H14V178H17V180L18 181H20L21 179H23L25 176L23 175V173H22V170H18V166L16 167V169H14V168H12V171L14 170L15 172L13 173V176H8V174H7V171H4L5 172V176L3 175L4 173H3V171H2V178H1V176H0V178L1 179H4L3 180V182H2V180L0 179V187L2 186V188L4 189H2V192H1V189H0V192H1V194H0V207L2 208L1 210H2V224L5 222H3V216H4V218H6V221H7V223L6 224H3V227H7V226H9L10 228H4V230L7 232V231H9V232H15V234L14 233H12V234H14L13 236H11L10 237V235H9V233H8V235H9V237H7L8 239H7V243L8 242H11L10 244H9V246H11L12 245V243H13V241L14 240H12V239H10V238H13V239H15V241H16V239L17 238H14V237H18V239H17V242L19 241V244H17V245H19V247H20V249L22 248V246H23V251L24 250H26V248L28 247V244H26V243H28L27 241H26V243L24 242V241H22V237H21V232L23 233H25V231L28 233V235H27V237H26V239H24V240H27V238H28V236H29V233H31L32 235H30L29 236V240L33 243L34 242V240L36 241V237H34V235H33V231L32 232H28L27 230H29L30 231V228H32V227H36V226H34V224H35V222L36 221H38L39 220V217H41V215H46V214H50V216H49V218L52 216H54L55 215V218L53 217V219H52V217H51V219H52V221H51V219L49 220V221H51V224L53 223V225L55 226V231L56 232H54V230L52 229V227H53V225H51V228L50 227H48V226H50L49 224H50V222L49 221H47V220H45V217H44V215H43V220H45V221H47V222H45L44 221V223H42V221H40L41 220V218H40V220L38 221V223L37 224H39V222H40V224L37 226V229H34V230H38V228H40V225H41V228H43V230H45V229H48V231H50V230H53L52 231V233L51 232H48L47 231V233L48 234H50V237L52 236V238H51V240L54 238V236H53V232L57 235V236H60L61 235V237H63L62 235H64V237H65V234H66V236H68L67 234H68V232L70 231H73L72 232V234H74V235H72L73 237H75V238H77V236L79 235L80 236V238L78 237L77 239H76V241L78 240L79 241V239H82L83 238V235L81 234L82 232L84 233H86L87 231V233L88 234H85L84 233V239H83V241H82V243H80L81 241H79V243L81 244V246H84L85 248L87 247V242H86V238H87V235H90V233L92 232V230L93 229H96L97 227H95V228H92L91 230H88L87 228L85 229H83L80 225H78L81 221H83V218H84V221H85V219L86 218H88V223H89V219H91V220H94L95 221V219H98L99 217H97L96 218V216H98V215H100V216H104V217H101L102 219H103V221H105L106 220V223H109L112 219V217H110L109 215H102V214H97V212H101V211H103L104 212V210L106 209V210H109V209H107V207H109V206H105L106 205V203L108 204V202H104V200H105V197L106 196H110L111 195V197H108L109 199L111 198V204H114V202H115V204H120V201L119 202H117V200H118V198H116L117 197V194H119V192L117 191V190H119L120 188L121 189H123L124 188V186L127 184L128 185V182H129V187H131L132 185V187L134 188V185H136L137 187H136V189H140V185L139 184H132L131 183V180H133V181H140V179H141V176L139 175L140 173H139V171L140 170H142V167H140L141 165L140 164H144V165H142L143 166V169H144V166H145V168H146V171L148 172V173H150L151 172V174H160L161 175V173H158L159 172V170H161L162 172H164L163 173V176H166V174H167V177L169 178L170 177V181H171V178H172V183L173 182H175L173 185L174 186H172V184H171V188L169 189V192H167V198H169V200H170V203H168L166 206H165V211H164V213H163V215L166 217V215H168L167 217H166V220H169L171 223H176L177 221H178V223H179V228L178 229H168V227H162V224H160V225H155V224H153V225H155V226H153V227H151L152 225H151V223L149 224V229H148V231H150L149 233H150V235L153 233L154 234V232H155V234L154 235H151L153 238L154 237H156L155 239H156V241H160V242H164V243H168L169 244V250H165L164 248H162L160 245L158 246V244H157V242L153 239V241L151 242V244H150V248H146L143 252H144V256L142 257L143 258V264H145L144 262H145V260H147V262H148V260L149 259H151V263L150 264H175L176 262H177V260L179 259V256H180V253H179V250L176 248V247H174V246H172V244L171 243H173L174 241H176V237H175V235L174 234H172L171 233V231H173V232H176V233H178V234H180L181 236H182V238H183V240L186 242V243H190V242H193V241H195V239H197L196 240V243L197 244H200V243H203L202 245H205L206 247V250H205V252H204V255H205V257H206V261L207 262H209V261H211V260H213V261H215V259L216 260H218L220 257H223L224 255L226 256V259H227V261L228 260H230V261H232L233 263L232 264H264V246H262V245H260V244H258V243H256V238H255V236H254V232L252 231V230H249V231H246V232H242V233H240L237 229H238V227L236 226V224L239 222H236V220H234L235 218L234 217H231V215H230V210L229 209H226V208H223V209H221V205H217L218 207H220V208H218V207H216V204H217V202L219 201V200H221V198H219V197H222V196H220V194L218 195V197H216L218 200L216 201V200H212V198H207L206 196V198H207V200H203V199H205L204 197H203V193H202V191H208L209 190V188H210V191H208V192H206V195L208 194V193H210V192H212L211 191V188H212V186H213V188H214V186H217V181L218 180H220V178L219 177H221V175H223L221 178H224V173H225V171H221L222 170V168H225V165H226V163L228 162L229 164H227V165H229L230 166V159L232 160H234L235 159V157H238V158H240V159H235L234 161H236V160H241V157H243V151L242 150H240V151H238L237 150V148H242V146H241V144H240V146L238 147V145H237V142H232L233 140L232 139H229V136H228V134L229 133H227L228 132V130H227V128H225V127H218V126H216L215 124H214V122H215V120L213 119L214 117H216L215 115V113H207V112H205V111H202V112H197V111H195V110H192V109H190L189 110V112H187L186 114H185V116H184V119H181L180 120V122H178V120L176 119L175 120V122L176 123H180L179 125L178 124H176L175 122V124L177 125V127H179V129L177 128L176 129V125L173 123V120H172V118H171V120L169 121V124H167L168 125V129L166 128V131H165V128H163V127H161V130H159V131H157L158 129H160V120H158L157 119V121H156V123H158L157 125H159V128L158 127H154L153 128V132H155V131H157V132H160V134H161V136H159L160 134L159 133H157V132H155L157 135H158V137L160 138L159 140H160V142L158 143V141H157V144H158V146L155 144V142H153L154 140H155V138L157 139V137L154 135V140H153V135L152 134H150L149 136H151L152 137V139L151 138H147V139H149L150 141H151V143L153 142L154 143V146H157V147H154L153 145H152V147L155 149V150H152V151H156L155 153V155L153 154V153H150L149 152V150H147L148 149V147H147V149H146V146L145 145H150V144H148V142H146V143H144L145 141L143 140V139H140V138H142V132H140L141 130L139 129V127H138V125H136V126H130V125H122L123 124V118L120 116V117H118L117 116V119H116V117H115V121L120 125H122V127H120V130L122 131V132H118V133H115V131H113V130H116V129H119L118 127H113V128H109V127H107V125H106V122H104V121H102L103 119H102V117L100 116V115H97V116H90L91 117V119H88V117L85 119V120H87V122L89 123V125L87 124V122H84L85 123V125H83V123H81L80 122V120L77 118V116H76V118H75V120H74ZM213 115V116H212ZM7 114L5 113H3V111L1 110V103H0V156H2V154H4L1 158H2V160H0V170H8V172H9V166L11 165V162H12V160L10 159V156H11V154L9 155L5 150H4V143H6L11 137H12V134L13 133H11L12 131V129H11V127H10V125L8 126L7 124H6V122H4V121H6L5 119L7 118ZM70 116H72V118L70 117ZM89 117V118H90ZM98 117V118H97ZM263 117L264 116H262V119H263ZM4 118V119H3ZM56 118V119H55ZM54 119V120H53ZM214 120V122H213V120ZM84 120V119H83ZM96 120V121H95ZM102 121V123H101V121ZM244 120V119H243ZM78 121H79V123H81L82 125L81 126H79V123H78ZM100 122V123H93V124H95V125H93V124H91V122ZM203 121V122H202ZM198 122H200L199 124H198ZM59 123H60V125H59ZM173 123V124H172ZM204 123H205V125H204ZM207 123V124H206ZM93 125V126H91V125ZM100 124V125H99ZM103 124H104V126H103ZM251 125V127H252V123H250ZM96 125H98V126H96ZM103 127H102V126ZM175 125V126H174ZM83 126H85V128L83 127ZM173 129L172 131H170L172 134H173V132L175 131V129H176V132H174V134H173V136H171V140H170V137H169V134H168V132H167V130L169 131V129L171 130V128ZM182 126V128H180ZM7 127V128H6ZM101 127H102V129H101ZM62 128V129H61ZM98 128L100 129V130H98ZM114 128H116V129H114ZM141 128V127H140ZM155 128H157L156 130H155ZM163 128V129H162ZM226 130H225V129ZM253 128V127H252ZM84 129V130H83ZM104 129V130H103ZM113 129V130H112ZM125 130L126 129V131H123V130ZM129 129V130H128ZM69 130V129H68ZM101 130H103V131H101ZM128 130V131H127ZM140 130V131H139ZM144 130V128H142V131ZM151 130V129H150ZM10 131V132H9ZM152 131V130H151ZM168 134V135H165L166 133ZM253 131H254V129H253ZM65 132V133H64ZM181 132V133H180ZM225 132H226V134H225ZM170 133V134H171ZM176 133V134H175ZM254 133H255V131H254ZM164 134V135H163ZM181 135V136H180ZM54 136V137H53ZM252 136H255V135H252ZM146 137V136H145ZM166 137V138H165ZM177 137V138H176ZM203 137V138H202ZM54 138V139H53ZM167 140L168 139V141H166V144H167V142H173V139L172 138H174V140H175V143H169V144H165V139ZM180 138H182L181 140H179ZM211 138V139H210ZM213 138V139H212ZM67 139V138H66ZM71 139V140H72ZM73 139V140H74ZM99 139L100 140H104L105 141V143H106V145H107V148L106 149H104V148H98L97 147V145H96V141H99ZM140 139V140H139ZM145 139V138H144ZM147 139H145L146 141H147ZM72 140V141H73ZM77 140V139H76ZM75 140V141H76ZM79 140V142H80V139H78ZM153 140V141H152ZM213 140V141H212ZM231 140V141H230ZM53 141V142H52ZM67 141V140H66ZM75 141H73V142H75ZM259 141V140H258ZM58 142H60L61 144H63V145H61L60 143H58ZM72 142V144H74ZM206 142L207 144H204V143ZM58 143V144H57ZM193 143H198L197 145H198V148H197V145L195 144H193ZM216 143V144H215ZM235 143V144H234ZM257 143V145H258V150H259V155H262L261 153H262V151L263 150H261V149H263L264 148V136H263V141H262V139H261V141L258 143V142H256ZM72 144H69V145H72ZM76 144V143H75ZM202 144H204L205 145V147H204V145H202ZM215 144V145H214ZM58 145V146H57ZM209 146V147H207V146ZM257 145H255L254 146V148L255 149H257ZM213 146V151H210V152H212L211 154H210V152H209V149H211L210 147H212ZM236 147V149L235 148H233V147ZM14 148H17V147H12L11 149L13 150ZM72 148L74 149V145L72 146ZM72 148L71 149H69L70 151H72ZM111 149V152H110V149ZM205 148H207L208 149V151H207V149H205ZM63 149V150H62ZM157 149V150H156ZM206 151H205V150ZM211 149V150H212ZM231 149V150H230ZM232 149H235V150H237L236 152H237V156H235L236 154H235V150H234V153L233 152H231V151H233ZM243 149V148H242ZM254 149V150H255ZM187 150H188V152H187ZM244 150V149H243ZM58 151V152H57ZM70 151H68L67 150V155L68 154H70ZM151 151V150H150ZM151 151V152H152ZM13 152L14 153H17V149L15 150H13ZM69 152V153H68ZM74 151H72V153H73ZM258 152V151H257ZM149 153L150 154H152L153 156H151V155H149ZM186 153V154H185ZM193 153H195V155L197 156H199V158H201L200 160L198 159L197 160V158L195 157V155L194 156H190L191 154H193ZM199 153H200V155H199ZM206 153V154H205ZM207 153H209V154H207ZM235 154L234 156H233V154ZM264 153V152H263ZM95 154H97V155H95ZM104 154H105V159L106 160H110L111 162L113 161L114 163H115V165L114 166H116V167H113V166H111L112 168H114V171H112V173H113V175H112V177L111 176H109V175H111L112 173H109V175H106L105 176V174L106 173H108L110 170H107V168L106 169H104L103 167V169L101 168L100 170H99V168H97V163H95L96 162V160H93L94 158H98V156H101V157H103L104 156ZM231 154V156L230 157H234V158H228L229 157V155ZM57 155V154H56ZM211 155V156H210ZM151 156V157H150ZM58 157H60V158H58ZM154 159V165L158 168H161V169H157L158 170V172L157 173H153V171H155V166L154 165H152L151 164V160L152 159ZM151 159V160H150ZM57 160V161H56ZM60 160H63V165L65 166H63L64 167V169L66 168V167H68V170L67 171H69L70 173L72 172L71 170H73V172L75 171V169L76 170H78L79 169V166L78 165H80V166H84V167H81L79 170H81L82 172H83V170L85 171V172H81L80 173V171L78 172V171H75L73 174H75V175H73L72 173H71V175H70V173L68 174V172H66V173H64V171L67 169H62L61 170V168H62V162H60L59 163V161ZM1 161H2V163H1ZM76 161H78V163L80 162V160L78 159V160H76ZM93 161H95V162H93ZM102 161H104V160H102ZM151 161V162H150ZM181 161L182 162H187V163H185L186 165H188L187 166V170L184 168V165L182 166V167H180V164H181ZM201 162V164L198 166V163L199 162ZM68 162V163H67ZM82 162H84V161H82ZM110 162V163H111ZM140 162V163H139ZM152 162V163H153ZM225 162V163H224ZM71 163L72 164H74L76 167H78V169L74 166V168L71 166ZM77 163V162H76ZM81 163V162H80ZM114 163H111L112 165L114 164ZM139 163V164H138ZM215 163H218V164H220V166H218L217 164H215ZM222 163V164H221ZM223 163L225 164L224 166H223ZM5 165V166H3L2 167V165ZM68 165V166H67ZM95 165H96V169H97V171H101V173L100 172H97L96 171V169H94L95 168ZM133 167H132V166ZM140 165V166H139ZM139 166V167H138ZM229 166H227V167H229ZM6 167V168H5ZM12 167H13V165H12ZM106 167H110V166H106ZM110 167V168H111ZM119 167L122 169H119ZM131 167L134 169L135 168V170H132L131 169ZM138 167V168H137ZM181 168V169H178V168ZM221 167V168H220ZM3 168V169H2ZM110 168H108V169H110ZM111 168V169H112ZM116 168H118V171H117V169ZM162 168H163V170H162ZM164 168H166V169H168L167 171H164ZM260 168L262 169V168H264V165H261L260 166ZM71 169V170H70ZM87 169V168H86ZM93 169V170H92ZM124 169V170H123ZM176 169H177V172L179 173V170H180V175H178V177H177V172H175L176 171ZM92 170V171H91ZM103 170V171H102ZM175 170V171H174ZM62 171V173H64V174H62V173H59V172H61ZM96 171V172H95ZM117 171V172H116ZM119 171H121V173H120V175L124 172L125 173V175H127L126 176V178H125V176L123 175V177L121 178L120 177V175H118L119 174ZM160 171V172H161ZM175 173H174V172ZM1 172V171H0ZM57 172L59 173V175L57 174ZM78 172V173H77ZM92 172V173H91ZM165 172H167V173H165ZM168 172H169V175H168ZM220 172H222L223 174H220ZM262 172H264V169L263 170H261L260 171V173H262ZM115 173V174H114ZM9 174H11V172L9 173ZM64 175L63 176V181L61 180L62 178H61V176L60 175ZM97 174H98V176H97ZM107 178L108 176L112 179V178H114L113 176H115V180L117 181V183H119L118 181H120V180H124V182H122V181H120L121 182V184H120V187H119V189H117V184H113V182L115 181H113V179H112V182H111V179H106L107 180V182L109 181V183H107V182H105V181H103V179H105L104 177H103V175ZM117 174V175H116ZM129 174V175H128ZM219 174H220V176H219ZM1 175V174H0ZM101 175H102V177H101ZM173 175H174V177L176 178V180L174 179V177H173ZM4 176V177H3ZM57 176H59V177H57ZM71 176V177H70ZM117 176V177H116ZM172 176V177H171ZM215 176H219L217 179L218 180H216V182H213V183H215L214 185H212V181H214L213 180V178H215ZM64 177H66L65 178V181H64ZM75 177V178H74ZM77 177V178H76ZM262 177V176H261ZM82 178V179H81ZM83 178H86V179H83ZM103 178V179H102ZM264 178V177H263ZM10 179V180H9ZM76 179H79L78 180V182H79V184H80V182H82L81 183V186L83 185V184H85L86 182H87V180H88V183H86V185H90L91 186V184H92V186L94 187V186H99L100 184H101V181H99V179H102V183H103V185H100V187H96L97 189H99V190H97L95 187V189H96V191H93L94 190V188H93V192L92 193H94V192H96V193H94V194H98L97 196H102V198H103V196H105L104 197V199L102 200V201H100L99 202V200L101 199L100 198V196L99 197H97V198H99V200L97 199L96 201H98V202H96V203H98L97 204V208H96V204L93 202V201H91V200H94L95 201V199H92L93 197L94 198H96L94 195H93V197L91 198V202H92V204H93V206L91 207V209L93 208V209H96L97 211H96V213H95V210H91L89 207H90V205H92V204H90V205H88L87 203H85V201L87 200V199H90V196H92L90 193L89 194H87L88 193V190H87V193L86 194H84L83 193V195H82V189L80 190V185L78 184L77 185V180ZM126 179V180H125ZM261 179V178H260ZM82 180V181H81ZM128 180V181H127ZM174 180V181H173ZM254 180H255V182L257 181V177H254ZM115 181V182H116ZM127 181V183L125 184V182ZM176 181L178 182L177 184H176ZM262 182H263V180H261ZM114 182V183H115ZM211 182V183H210ZM221 182V185H222V183H223V181L221 180L220 181ZM65 183L67 184V187L69 186L70 187V189H69V194H67L66 193V191H67V189L68 188H66V191H64L65 189L63 188V187H66V185H65ZM109 184L110 186H109V190L108 189H106V188H102V186H104V187H107V186H105L106 184ZM112 183V184H111ZM125 184L124 186L122 185V184ZM210 183V184H209ZM259 183V182H258ZM12 184V185H11ZM17 184V188H18V191H16V192H14V191H11L10 189H9V187L10 186H13V185H16ZM59 184H63L64 186L63 187H61V188H63V189H61L60 188V186L61 185H59ZM99 184V185H98ZM105 184V185H104ZM179 184V185H178ZM219 184V183H218ZM224 184V183H223ZM259 184H261V183H259ZM72 185V186H71ZM123 186V188H122V186ZM177 185L178 186H180V188L181 189H179V188H177ZM198 185H200V187H197ZM209 185H212V186H209ZM58 186H59V188H58ZM90 186H88V189L90 190ZM119 186V185H118ZM209 186V187H208ZM115 188L116 187V190H114V189H111V188ZM126 188H127V186H125ZM127 188L126 189V191L128 192V191H130L131 189L130 188ZM131 187V188H132ZM139 187V188H138ZM174 187H176V188H174ZM207 187V188H206ZM259 187H260V185H259ZM54 188H55V190H57V189H61L62 191H64V192H62L61 190L58 192V191H56V192H58V193H60V195L61 196H59L60 198L59 199H62L63 197H64V199H65V194H66V198L67 199H71L72 197H74V200H72V202L70 201V200H68V201H70V202H67V201H65V200H67V199H63L64 201L63 202H61V205L60 204H57V202H58V200L59 199H57V201L56 202H54L53 200H55L54 198H55V196L57 197V194L55 195V193H54ZM92 188V187H91ZM197 188H200V189H197ZM206 188V189H205ZM213 188H212V190H213ZM258 188V187H257ZM74 190V193H72V194H70L71 192H73L72 190ZM111 189V190H110ZM120 189V190H121ZM128 189H130V190H128ZM131 190L130 192H131V194H132V196H133V194H134V192L136 193V191L138 192L137 193V195L136 196H138L137 198H136V200L138 201H140V203L142 204V206L144 207L145 206V203L148 201V197H147V195H149L148 193H147V195L145 196L144 195V192H142V190H141V192L140 191H138V190ZM177 189V190H176ZM261 189H264V182H263V184L261 185ZM39 190V189H38ZM71 190V191H70ZM124 190V189H123ZM4 191V192H3ZM126 191H124V192H126ZM201 191V192H200ZM205 191H204V195H205ZM259 191H260V193L262 192L260 189H259ZM61 192L62 193H64V196H63V194H61ZM126 192V193H127ZM200 192V193H199ZM214 192V191H213ZM252 192H254V190H252L251 191V193ZM264 192V191H263ZM262 192V193H263ZM50 193V194H49ZM122 194H123V192H121ZM121 193H120V195H121ZM199 193V194H198ZM202 193V194H201ZM36 195L40 198L42 195H40L38 192L36 193ZM46 195V194H45ZM71 196V197H69V196ZM88 195H90V196H88ZM123 195H125V193L123 194ZM122 195V196H123ZM128 195V194H127ZM157 195H159V191L157 192ZM198 195H202V197H201V201H200V196H198ZM210 195H212L211 193H210ZM209 195V197H212V196H214V194L212 195V196H210ZM79 196V197H78ZM115 198H113V197ZM119 196V195H118ZM129 196V195H128ZM134 196H135V194H134ZM135 196V197H136ZM208 196V195H207ZM225 196V198H226V200H236V198H234V197H232L231 195H229V193H224L223 194V197ZM237 196V195H236ZM62 197V198H61ZM85 198V200H83L84 198ZM124 197V196H123ZM125 197L126 198H129V197H127L126 195H125ZM77 198H80V201H82V205L84 204V206H82V205H79L78 204V202L79 201H76L77 200ZM83 198V199H82ZM131 198V197H130ZM130 198H129V200H130ZM50 199H51V202H50ZM73 199V198H72ZM76 199V200H75ZM112 199H114L115 201L114 202H112L113 200ZM117 199V200H116ZM213 199H215L214 197H213ZM239 199V198H238ZM238 199L236 200V202L238 201ZM126 200V199H125ZM202 200H203V202H202ZM222 200H223V198H222ZM222 200H221V202H222ZM54 202V204L56 203L57 205H59V206H57V208H56V204L54 205L53 204V202ZM61 201V200H60ZM75 201L77 202V204L80 206V209L83 207V208H85V207H88V208H86L85 210L83 209H81L79 212H80V214L82 215V220L79 222V218H78V220H76V216H77V214H73V213H75V212H77V210L75 209L76 207H74V210H76V211H74V210H71V209H73V207L72 206H74L76 203H75ZM205 201V202H204ZM216 202V204H215V202ZM224 201V200H223ZM88 202V201H87ZM110 202H109V204H110ZM221 202L219 201L218 203H220L221 204ZM59 203V202H58ZM64 203H65V205H64ZM69 203V205L68 206H66L67 204ZM73 203H75V204H73ZM81 203V202H80ZM148 203V202H147ZM70 204H71V206H70ZM75 205V206H78V205ZM99 204L101 205H104L103 207L104 208H101L102 207V205L101 206H99ZM117 204V205H118ZM66 206V215H67V213H68V215L71 217H73V215L75 216L74 217V221H72L73 219H71V218H69L70 219V222H68L69 224L71 223L72 224V222H74L73 224L74 225H77L78 227H76V228H79V226H80V228L78 229V230H82V232H80L79 231V234H77V233H75L74 232V230L73 229H76V228H73V229H71V230H69V228H66V227H68L69 225L68 224H60V221L61 220H57L56 218H58V217H60V219H62V217L60 216L61 215V213H62V211H63V209L65 208V207H62L61 208V206ZM98 206L100 207V208H98ZM58 207H60L61 208V210H60V208H58ZM67 207L68 208H70V207H72V208H70V210L68 209V212H67ZM147 207H150V206H147ZM140 208V207H139ZM146 208V207H145ZM145 208H144V210H145ZM59 209V210H58ZM78 210H79V208H77ZM104 209V210H103ZM219 209L221 210V212L219 211ZM56 210L57 211H59V212H61V213H59L60 215L58 216L57 214H58V212H56ZM105 210V211H106ZM52 211V212H51ZM54 211V212H53ZM94 211V212H93ZM147 211V210H146ZM152 211V210H151ZM155 211H161V210H155ZM154 211V212H155ZM71 212H73V213H71ZM79 212H77V213H79ZM230 212V213H229ZM46 213V214H45ZM51 213H53L54 215H52ZM70 213V214H69ZM185 213V215H183ZM218 213L222 216V217H226V218H224L225 219V221H223L222 222V220L221 221H216V219H215V217H217L218 216ZM80 214L78 215V216H80ZM154 215L155 214H157V212H155V213H153ZM166 214V215H165ZM232 214V213H231ZM62 215H63V213H62ZM66 215H64V216H66ZM48 216L46 217V218H48ZM93 216V217H92ZM110 218H109V217ZM141 216H142V214H141ZM146 217V218H145ZM173 218L174 217V219H170V218ZM101 218L100 219H98V220H101ZM143 218L146 220V219H148V218H153V215L151 214V213H144L143 214ZM10 219V220H9ZM56 219V220H55ZM108 219V220H107ZM110 219V220H109ZM13 220V221H12ZM97 220V221H98ZM149 220V219H148ZM145 221L143 224L146 226L148 223H149V221ZM32 221V222H31ZM58 221V222H57ZM62 221H64V219L62 220ZM62 221H61V223H62ZM79 222V223H78ZM236 222V223H235ZM43 225H42V224ZM77 223V224H76ZM83 223L84 222H82V226H83ZM86 223H87V219H86ZM36 224V225H37ZM59 224H60V227H59ZM73 224H72V226L71 227H73ZM90 225H88L89 227L91 226L92 227V225H93V222H92V224L91 223H89ZM138 224V222H136V225ZM61 225L63 226V225H66V227L64 226V228H66V229H68V231L67 232H65L66 230H62L61 229ZM68 225V226H67ZM85 225V224H84ZM127 225H129V224H127ZM47 226V227H46ZM95 226H97V225H95ZM133 225H129V227L130 228H132V229H134L136 226H133ZM148 226V225H147ZM236 226V227H235ZM57 227V228H56ZM59 227V228H58ZM70 227V226H69ZM75 227V226H74ZM85 227V226H84ZM90 227V228H91ZM159 228V229H156V228ZM12 228V229H11ZM40 228V230H39V232L42 230ZM63 228V229H64ZM89 228V229H90ZM101 228V227H100ZM8 229H10V230H12V231H10V230H8ZM33 229V228H32ZM60 230V231H62L61 233L58 231V230ZM42 230V231H43ZM98 230H101V229H98ZM98 230H96V231H98ZM40 232V234L42 235V236H44V238H42V239H45V238H47L48 240H50L49 238V236L47 235L46 236V232ZM158 231V232H157ZM37 233H39L38 231H36ZM69 232V233H70ZM90 232V233H89ZM95 231L93 230V233H94ZM20 233V234H19ZM26 233V234H27ZM63 233V234H62ZM98 233V232H97ZM202 233L204 234L203 236L205 237L204 238V240H202V239H199L200 238V236L202 235ZM11 234V233H10ZM11 234V235H12ZM26 234H25V236H26ZM34 234H35V232H34ZM76 234V235H75ZM8 235H6V236H8ZM36 235H38V234H36ZM40 235V236H41ZM81 235H82V238H81ZM91 235H92V233H91ZM159 235V237H157ZM22 236H24V234H22ZM39 236V237H40ZM70 237H71V233H70V235H69ZM68 236V238H70ZM21 237V238H20ZM39 237H38V239H37V241H36V243L38 244L39 243V245L41 244L42 245V242H44V241H39ZM49 237V238H48ZM73 237H71V240H69V242H68V240H67V238L65 239L66 241H67V244H66V242H65V244L70 248V246L71 245H74L75 246V244L77 245H80L78 242L76 243L75 241V243H73V242H71L72 241V238ZM191 237H194L195 239H193V238H191ZM23 238H25V237H23ZM20 239V240H19ZM54 239H56V237L54 238ZM53 239V240H54ZM12 240V241H11ZM33 240V241H32ZM48 240H46V241H48ZM51 240H50V243L52 244V242H51ZM52 240V241H53ZM57 240V239H56ZM60 240H62V238L60 239ZM73 240H75V239H73ZM142 240V239H141ZM260 240V239H259ZM6 241V240H5ZM55 241V240H54ZM17 242H15V243H17ZM49 242V241H48ZM48 242H44V243H46V244H48ZM56 242V241H55ZM58 242L59 243H62V242H60L59 241V238H58ZM64 242L61 244V245H63L64 244ZM72 244H71V243ZM6 243V244H7ZM30 243V242H29ZM35 243V242H34ZM32 244V245H37V244ZM43 243V245H45L46 246V244H44ZM49 243V244H50ZM71 244V245H68V244ZM142 244H145V243H147L146 241H143V242H141ZM25 244V245H24ZM63 245L64 247L66 246V245ZM149 244V243H148ZM15 245L16 244H14V247H15ZM16 245V246H17ZM27 245V246H26ZM29 245H31V243L29 244ZM32 245L31 246H29L27 249H30V250H26V252L28 251H31L32 253H33V255H31L32 253L30 252V253H26L25 254V251L23 252L22 251V249L20 250V249H18V247H15L17 250H20V251H18V253L20 252V255H22V256H19V254L17 253L16 255L15 254H13V256H15V257H13L14 259L12 260V263H11V261L10 262H8V264H14L13 262H16V260H18V259H20V257L21 258H25V256H28L29 254H30V257H28V258H26L27 260L24 262V264L26 263L27 264V262H30L29 264H42L43 262H44V260H45V258L46 257H48V258H46V259H48V260H51V259H53V257H52V255L51 254H54V250H55V248H52V252H48V250L46 249V251H45V246H42V249H44V250H38V248H37V246H36V248L35 249H37V250H34V249H32L31 250V248H33L32 247ZM77 245V246H78ZM25 246V247H24ZM66 246V247H67ZM11 247H13V246H11ZM40 247V246H39ZM204 248V249H205ZM8 250H9V248H8ZM22 251V252H21ZM35 253H38V254H35ZM41 253H44V255L43 254H41ZM28 254V255H27ZM141 254H143V253H141ZM25 255V256H24ZM17 256H19L18 258H17ZM24 256V257H23ZM43 256L45 257V258H43ZM55 258V257H54ZM23 259H20V260H18V261H22L23 262ZM44 259V260H43ZM30 260V261H29ZM41 260H43V262L41 261ZM6 260H4V262H5ZM16 262V264H19L20 262ZM32 261V262H31ZM46 262H47V260H45ZM3 262V263H4ZM21 262V263H22ZM42 262V263H41ZM147 262H146V264H147ZM20 263V264H21ZM5 264V263H4ZM7 264V263H6ZM211 264V263H210Z\"/></svg>",
    "mask_w": 264,
    "mask_h": 264
}]
</instances>
